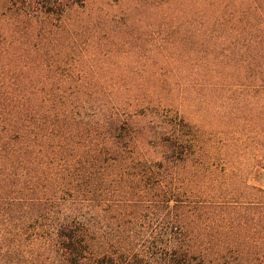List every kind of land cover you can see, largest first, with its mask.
<instances>
[{"label":"trees","instance_id":"16d2710c","mask_svg":"<svg viewBox=\"0 0 264 264\" xmlns=\"http://www.w3.org/2000/svg\"><path fill=\"white\" fill-rule=\"evenodd\" d=\"M41 2L60 27L87 0ZM232 30L248 57L222 61L211 88L264 94V29ZM243 47L233 54L242 57ZM58 86L52 145L43 146L53 158L41 163L40 178L29 137L35 116L0 129V190L14 193L10 207L27 209L32 238L42 228L54 264H264V190L239 174L232 146L215 145L144 97L103 102L73 94L70 80ZM242 104L231 106L232 115L241 112L238 123L246 119ZM142 117L149 123L139 131L134 122Z\"/></svg>","mask_w":264,"mask_h":264},{"label":"rangeland","instance_id":"374dc122","mask_svg":"<svg viewBox=\"0 0 264 264\" xmlns=\"http://www.w3.org/2000/svg\"><path fill=\"white\" fill-rule=\"evenodd\" d=\"M10 1L0 0V129L35 116L29 137L38 178L41 163L53 158L44 147L52 145L55 98L66 79L73 94L103 102L144 97L145 104L167 105L215 145L232 146L239 174L264 190V94L211 88L222 61L248 57L246 41L237 42L232 29L262 31L264 0H87L67 11L60 27L42 0ZM237 15L246 20L235 21ZM242 46V57L233 54ZM241 99L246 119L238 123L241 112L232 115L231 106ZM223 115L232 122H222ZM148 123L137 118L134 127ZM9 191L0 190V264H54L42 228L32 238L27 209L10 207Z\"/></svg>","mask_w":264,"mask_h":264}]
</instances>
